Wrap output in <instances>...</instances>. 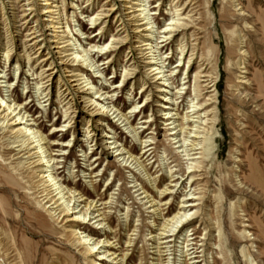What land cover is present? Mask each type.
<instances>
[{"label": "rangeland", "instance_id": "rangeland-1", "mask_svg": "<svg viewBox=\"0 0 264 264\" xmlns=\"http://www.w3.org/2000/svg\"><path fill=\"white\" fill-rule=\"evenodd\" d=\"M3 1L0 0V12L5 13V18L7 17L8 20L1 21L0 17V42L3 44L8 41L11 45L13 44V51L11 59L5 61L3 54L5 45H1L0 72L3 73H0V76L6 78H0V95L5 98H14L19 103L26 102L29 114L37 118L36 122L40 123V130L48 137L49 142L53 139L70 140L72 132H75L72 146L66 154L68 158L66 167H73L74 178L69 179L67 170H64L61 176L68 178L70 183H77L78 190L82 192L90 191L94 197L102 194L103 201L100 202L109 198L114 202L107 204L103 211L111 215L107 225L116 234V239H112L115 241L114 245L117 243L114 248L122 254H127L125 264L155 263V257L151 252L155 249L152 248L154 245L150 244L152 241L148 240L149 234H155L159 224L177 211L180 201L183 200V194L188 193L190 189V192L194 193V202L198 203L197 207L191 209L199 208V210L196 217L186 226L188 228L181 235L173 237L175 240L170 251L173 252L170 256L171 264H180L179 250L183 246L180 242L186 235L192 233H195L196 240H201L197 242H204L205 264H264V0H239V6L246 14L243 17L244 20L236 17L237 11L235 12L232 7V0H193L194 11L188 15L192 14L196 19L194 26L186 30V33L177 32L174 35L170 44L171 51L168 47L163 49L164 57H168L165 62L168 66L166 69L174 70L172 73L174 86L180 88L181 83L186 82L179 91L181 95H175L178 97L176 102L180 105L178 110L180 123L182 119L179 117L188 111L186 107L195 94L194 73L198 69L204 70L212 76L216 84V90L210 91L211 88L207 87V82L201 81L199 88L201 96L196 100L206 101L208 104L205 113L201 112L205 121L201 122L199 130H204L203 137L208 135V129L211 127L210 120L213 116L215 123L209 133L212 137V149L208 152L200 150L204 158L198 169L199 172L194 174V178L198 179L193 184L187 178V166L190 163L188 158L194 156H185L173 144L174 140L170 136L172 132L168 130L170 126L161 118V113L157 112L158 106H155L156 101L160 99L157 96L159 93L155 91L151 80L145 75L141 56L134 53V59L129 61L125 59L126 51L133 47L135 41L133 25L129 20H125L129 43L120 50L114 61H101L106 55L102 57L94 55L104 77H94L93 72L84 70V74L93 81L96 89L101 88V93L106 91L108 95L114 96V105L123 113L130 110L133 102L143 100L144 96L140 97L141 85L144 82L149 85L148 90H151L152 98L150 104L141 114L135 110L128 116L131 115L132 125L138 127V131L144 130L141 135H147L149 140L155 143V151L146 161L150 178L156 185L154 189L136 169L125 167L118 159L119 157L115 156L116 153L107 149L100 133L101 127L97 124V117L91 116V112L84 107L82 99L79 98L81 93L74 91L75 87L71 86L74 83L69 84L75 95V101L70 105L65 104L67 100H63L57 94V78L61 76L65 82L68 77L60 63L61 54L57 53L59 48H53L54 43L51 40L54 38L51 35L54 33L51 29H47L48 21L44 20L47 16L40 11L43 1L16 0L14 10L10 9L9 0ZM74 2L76 4L74 9L71 8L70 0L63 2L65 18L70 24L73 37H78L83 45L89 46L87 43L92 45L101 35L104 38L103 41L109 40L110 35H117L119 23L112 16L107 17L104 33L94 37L95 31L101 25L91 24L88 16L95 13L102 5V9H107L114 4L117 8L114 14L117 17H126L124 7L119 0H74ZM154 3L155 0L150 1V9H153ZM28 5H32L34 11L23 18L24 16H21L23 9L26 8L27 13L32 11L27 8ZM181 5L182 0L178 3L176 0L161 1L158 13L153 14L156 16L154 24L156 31L168 22L176 9L175 6L180 9ZM188 10L189 8L185 14ZM85 11L87 12L81 14ZM12 13L16 19H13ZM188 15H182V18L187 19ZM24 21L26 23H23ZM13 24L20 29L15 32ZM31 27H36V30H39L38 34L43 33L40 36L43 41H37L42 45L39 44L34 48L32 42L27 43L32 46L26 51L31 53V60L27 65L21 55L20 45L27 39L25 34L29 33L28 29ZM79 28L80 33L77 31ZM182 37H184L183 40ZM180 41L182 44L186 43L187 47L179 63ZM192 48L195 53L193 65L186 68ZM243 50L245 52L242 53ZM46 58L47 60L40 64L41 60ZM17 61L20 69L15 74L14 68ZM51 61H53L54 69L47 70ZM239 61L241 65L237 64ZM41 65L46 71L45 75L55 71L51 81L48 82L45 78L44 83L39 85L50 84L51 98L48 103L43 101L46 99L43 95L37 96V82L40 77L35 73L40 72ZM129 65L138 66L139 72L119 85L123 66L131 68ZM244 70L246 72L243 73ZM31 72L34 74L31 75ZM2 80L10 82V91L3 86ZM246 80L247 84L239 82ZM175 91L176 88L168 93L172 95ZM215 94L216 102L209 104L210 98ZM92 97L95 95L93 94ZM39 98L41 105L38 102ZM213 108L215 109L212 110ZM70 112L71 116H74L72 127L66 132L58 131L55 135H48L52 131L51 127L54 129L53 132L60 128L59 125L65 120L66 113ZM151 113L154 114L155 119L145 129L141 124L142 118ZM208 113L210 114L207 115ZM89 118L92 121L87 124L86 120ZM106 122L110 127L104 128L115 133L119 144L124 145L134 155L141 153L139 142L127 133L120 122L114 119H108ZM85 128L96 133V143L91 138L86 141ZM63 133L66 134L64 137ZM8 136L9 134L0 129V264H90L81 246L76 245L74 237L67 232L70 223H66L62 216L51 217L48 213L47 210L50 208L44 200L43 187L37 177L39 170L33 167L34 158L27 160L26 150L18 153V148L9 149L12 145L9 144ZM81 150L90 156V161L97 159L91 167H96L100 175L104 173L98 179H92V182L98 183L95 190L87 184L86 181L89 178L85 179L82 176L84 174H81L85 168L81 160L83 158ZM167 167L172 173L176 172L174 177L169 178ZM134 177L144 186L147 194L156 199H159L158 191L175 184L176 180L179 182L175 191L164 198L170 200V204L167 205L168 209L167 206H162V217L154 216L149 212L147 205H144V200H140L132 187ZM106 182L110 183L108 188ZM65 184L71 186L69 183ZM109 205L112 208H108ZM126 212L128 213L127 221ZM244 231L252 234L249 237L250 240L243 238ZM97 233L104 234L99 229L95 232L96 236ZM128 237L134 242L127 246ZM202 238L205 240L202 241Z\"/></svg>", "mask_w": 264, "mask_h": 264}, {"label": "bare ground", "instance_id": "bare-ground-1", "mask_svg": "<svg viewBox=\"0 0 264 264\" xmlns=\"http://www.w3.org/2000/svg\"><path fill=\"white\" fill-rule=\"evenodd\" d=\"M42 1L44 3L42 2V7L40 8L41 14L47 16V19H44L48 21L46 24V26H48L47 29H51V31H53L52 33H54L53 35H51V37L54 38L51 40V42L54 43L53 48H59V51L57 53L61 54V57L59 58L60 63L63 65V71L68 77V80H65V82L64 79L61 78V76L57 78V94H59V96H61L63 100H67L65 104L70 105L73 101H75V95L73 94V91H71L69 84L74 83L71 86L75 87V89H73L74 91L81 93V96L79 98L82 99L84 107L91 112V116L93 115L97 117V124L98 127H101L100 133L102 134V139L104 140L107 149L112 150L114 153H116L115 156L119 157L118 159L124 164L125 167H133V169H136V171H138V174H140L143 179H146L154 189L156 188V185L154 184V182H152L154 180L150 178V174L148 173V169L146 167V161L149 159L151 154L154 153L155 143L153 141H150L147 135L142 136L141 134L142 132H144V130H141V132L138 131V127L132 125V121L130 119L131 115L128 116V114L135 112V110L137 113L141 114L144 109L150 104L152 98L151 90H148L149 85H147L146 82L141 85L140 97L144 96L143 100L139 102H133L130 110L127 113H123L117 106L114 105V96L108 95V92L106 91L101 93L102 89H96L94 87L93 81H90L86 74H84L85 70L89 72L91 71V73L93 72L95 74L94 77H104V74L99 67L100 64H97L98 61L95 59L94 55L97 54L99 55V57L106 55V57L101 59V61L106 60L107 62H113L114 58L119 54L120 50L129 43V35L125 27V20H129L131 22V24L133 25L132 32L135 33V41L133 47L128 48V50L126 51L125 59H127V61L134 59V53H138L141 56L145 75L148 77V79L151 80V83L154 85L155 91L159 93V95L157 94V96H159L160 99L156 101L157 104L155 106H158V109L156 108L157 112L161 113V118H163L166 124L170 126L168 130H171L172 132L170 133V136L174 140L173 144H175L176 148H178L180 152H183L185 156H194L188 158L190 163L187 166V178L189 179V182L192 181L193 184L196 179H198L194 178V174L196 172H199L198 169H200V165L204 158L203 152H200V150L203 149V151L205 150L208 152L212 149V137L209 135V133L212 130V127H214L215 123V119L213 116L210 120L211 127H209L208 129V135L203 137L204 130H199L201 128V122L205 121L203 119L204 117L201 116V112L205 113L204 111H206V107L208 104H206V101L202 102L201 100H196H198V98H200L201 96V89H199L201 86V81L205 83L207 82L206 85H208V88H211L210 91L216 90V84L213 82L214 79L212 78V76L208 75L204 70L198 69L194 73L193 89L195 90V94L194 97L190 100V104L186 107L188 111H186L182 115V117H179L182 119V122L180 123L178 121V110L180 105L178 104V102H176L178 97H175V95H181V92L179 91L182 89V86L186 82L181 83L180 88L174 86V80L172 77V73L174 70L168 68L166 69V67L168 66L165 65V62L168 57H164L165 52H163V49H166L168 47V50L171 51L170 44L173 41L172 38L174 37V35L177 32L186 33V30L194 26L193 23L196 19L192 14L188 15V13H192L194 11L192 5H194L195 2H193V0H182L181 8L177 9L178 5L177 7L175 6L176 9H174L172 15L169 17L168 22L162 27L157 28V31L154 25L156 16H154L153 14L158 13L157 11L162 0H155L153 9L149 8L151 0H119L122 4L121 6L124 7L126 17H117L114 14L117 11L116 5L112 4L107 9H102V5L101 8L98 9L95 13H92L90 16H88L91 24L101 25L97 29V31H95L96 35L94 37H97L98 34L104 33V28H106V23L108 21L107 17L113 16V18H116L117 22L119 23L118 27L120 28L116 30L117 35H110L109 40L103 41L104 38L101 35L100 38H98L97 41L92 45H90V43H87L89 44V46H85L80 42L78 37H73L74 34L71 30L70 24L65 18L63 5V2L65 0ZM179 1L180 0H176L177 3ZM238 1L239 0H232L231 4L234 8V11H237V13L235 14L236 17L243 19L246 14L242 7L239 6L240 3H238ZM1 2L4 1L1 0ZM8 2H10V9L14 10V2L16 3V0H9ZM70 4L71 8H76L74 0H70ZM28 6L29 7L27 8L31 9L32 11L27 13L26 8L23 9V13L21 15L24 16L23 18L27 17L34 11L32 9V5ZM188 8L189 10L185 14V11ZM86 12L87 11L81 12V14H84ZM182 15H188L189 17L185 19L182 18ZM0 17L2 18L1 21L8 20L7 17L5 18V13L3 12H0ZM12 17L13 19H16L14 13H12ZM226 17L228 16L226 15ZM184 20H186L187 22H185ZM23 23H26V21H24ZM13 27L15 29V32L20 29L14 24ZM122 29L124 30L120 32ZM28 30L29 33L25 34L27 39L20 45L22 51L21 55L23 56V59L26 60L27 65H29L30 63L31 53L26 51L30 47H32L27 43L32 42L31 44H33L34 48L35 46L41 44L37 41H43V39L40 38L43 33L38 34L39 30H36V27H31ZM77 31L80 33L81 29L79 28L77 29ZM122 33H124V35L121 36L120 34ZM72 37L73 39H71ZM64 38L67 39L61 41V39ZM159 39H161V41H157ZM183 39L184 37H182V40ZM1 45H5L3 54L5 61H9L12 56L13 44L11 45L10 43H8V41H6L3 44H0V48ZM41 45L38 47V49L41 47ZM179 45L181 46V49L178 52V62L180 63L185 53L187 44H182V41H180ZM241 52L243 53L245 52V50ZM194 55V49L192 48L190 50V54L186 63V68H189L193 65ZM45 60H47V58L42 59L40 64ZM237 64L241 65V62L239 61ZM52 65L53 61L49 63V66H47V70L54 69ZM129 66H131V68L123 66V72L121 74L119 85L125 83V81L131 78L133 74L139 72L138 66ZM42 67L43 65H41V70L38 74L35 73L38 77H40L39 81L37 82V96L43 95V97L46 98L43 101L45 103H48L51 98V86L50 84H47L45 86L39 85L44 83L43 79L45 78L47 79L46 81H51L55 71L51 72L48 75H45L46 71L45 69H42ZM199 67H201V65ZM19 69L20 65L17 61L14 68V70L16 71L15 74H17V71ZM242 72L244 73L246 72V70ZM33 74L34 72H31V75ZM0 78L5 79L6 77H3L1 75ZM103 80L107 81L104 78ZM2 82H4L3 86H5L7 91H10V82L8 80H2ZM239 82L241 84L248 83L247 80ZM174 88H176L175 93L173 92V94L170 95L168 92H172ZM60 89L61 91H59ZM93 94L95 95V97H92ZM216 100L217 97L215 94L210 98L211 103L209 104L215 103ZM38 102L41 105L40 98ZM245 102L246 101H244V103ZM27 107L28 105L26 102L19 103L14 98H5L0 95V129L4 133L9 134L7 139L9 140V144L12 145V147H10L9 149L14 150V148H18V153L26 150V152L28 153L27 160L34 158L33 167L39 170L37 177L39 178L38 180L43 187L42 194L44 200H46L48 208H50H47L48 213L51 215V217L57 216V218H60V216H62V219L65 220L66 223H70V227L68 228L67 232L69 233V235L74 237L76 241L75 244L81 246L82 252L85 255V258L88 259L90 264H99L97 261L103 262L101 264H125L127 254H122V252H119L118 249L114 248L117 243H115L114 245L115 241H113L112 239L116 237V234H114L115 232H113L110 229V226L107 225V223L110 221L111 215L103 211V209L106 208L107 204H113L114 202L111 201L110 198L104 202H100L103 201L102 194L94 197L93 193L90 191L82 192L78 190L77 183H70L69 179L74 178V173L72 169L73 167H66L68 160L66 154L68 152V149L72 146V140L75 136V132H72V138L70 140L62 141L60 139H53L51 142H49L48 137L44 135L40 130V123L36 122L37 118H34L32 117L33 115L29 114ZM214 109L215 108H213L212 110ZM209 114L210 113H208L207 115ZM153 115L154 114L151 113L147 117L142 118L141 124H143V128L146 129L148 125H150V123L154 121L155 117ZM72 119H74V116H71V112L66 113L65 120H63L59 125L60 128L56 129L53 132L54 129L51 127L52 131H50L48 135H55L58 131H68L72 127ZM108 119H114L117 122H120V124H122V127L127 130V133L131 134L132 138L139 142L142 150L139 155L132 154L130 150L124 147V145L119 144V139L117 138L115 133H111L109 130H106L104 128L110 127L108 122H106V120ZM86 121L87 124H89L92 120L89 118ZM189 126L191 127L188 129ZM200 134L202 135L200 136ZM65 135L66 134L64 133L62 134L63 137ZM84 135L86 136V141L91 138V140L96 143L97 137L96 133H94L93 130H88V128H85ZM200 138L204 139L200 140ZM80 152L82 153L81 156H83L81 160L83 161V165H85V168L81 171V174H84L82 176L85 179L89 178L86 182L88 185L92 186L93 190H95L98 183L96 181L92 182V179H98V177L103 176L104 173L100 175V171H96V167H91L94 166V164L97 162V159H95L94 161H90V156H88V154L85 153L84 150H81ZM95 157L98 158V156ZM167 169L169 178L174 177V173L176 174V172L172 173L169 167H167ZM64 170L68 171L69 179L61 176V173ZM65 183H69L71 184V186H68ZM132 183V187H134L135 192H137V195L140 197V200H144V205H147V208L150 209L149 212H151L156 217H162V206H167L170 204V200L164 198L175 191V188L177 187L179 182L176 180L175 184L169 185L170 187H165L158 191L157 195L159 199L149 196L144 186L138 183L136 177H134ZM109 184L110 183L106 182L107 188ZM192 184L190 186H192ZM190 190L188 193L183 194V200L180 201V205L177 207V211L173 215L168 216L166 220L159 224V228L158 230H156L155 234H149L150 236L148 237V240L152 241L150 244L154 245L152 248L155 249L154 251H151L153 257H155L154 264H171L170 256L173 254V252L170 251L175 240V238L173 237L181 235L182 232H184V230L188 228L186 226L189 224V222L193 220L197 215L199 208H197V210H192L191 208L197 207L198 203L194 202V193L190 192ZM160 197L162 198L160 199ZM108 208H112L111 205H109ZM127 217L128 213L126 212V221ZM87 223H91V225H87ZM97 229L103 231L104 234L101 235L100 233H97L96 236L95 232ZM194 235L195 233L188 234L184 239H182V242H180L181 244H183V246L179 250L181 256V259L179 260L180 264H205V261L203 260L205 252L204 242H197L201 240H196V237ZM251 235L252 234H250L249 231H244V233L242 234L243 238L247 240H250L249 237ZM204 240L205 239L202 238V241ZM133 242L134 240L128 237L126 244L128 246ZM243 253L245 254L244 250ZM245 255L247 256V254ZM164 257L167 258L164 259ZM164 261L166 262L164 263Z\"/></svg>", "mask_w": 264, "mask_h": 264}]
</instances>
